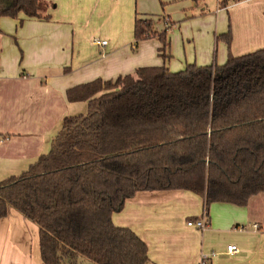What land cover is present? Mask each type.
<instances>
[{
  "label": "trees",
  "instance_id": "1",
  "mask_svg": "<svg viewBox=\"0 0 264 264\" xmlns=\"http://www.w3.org/2000/svg\"><path fill=\"white\" fill-rule=\"evenodd\" d=\"M48 8L44 0H0V17L48 20ZM153 37L168 59L167 30L136 18V42ZM220 37L231 44V31ZM67 97L87 102V113L66 117L49 153L0 182V219L15 209L36 223L45 264H147V243L112 219L141 191L194 192L205 213L264 193V49L179 72L140 67Z\"/></svg>",
  "mask_w": 264,
  "mask_h": 264
},
{
  "label": "crops",
  "instance_id": "2",
  "mask_svg": "<svg viewBox=\"0 0 264 264\" xmlns=\"http://www.w3.org/2000/svg\"><path fill=\"white\" fill-rule=\"evenodd\" d=\"M44 1L48 20L23 13L0 17V182L23 174L49 153L66 117L87 113V102L68 100L69 89L115 80L140 67L164 65L179 72L194 63L223 65L230 53L237 57L264 49V0H240L226 8L216 0V16L200 18L197 29H186L185 38L194 42L191 52L169 66L160 55V40L136 42V18L155 20L166 13L189 18L200 8L206 15L209 1ZM229 31L230 45L220 37ZM203 217L205 230L188 225ZM112 219L147 243V264H204V257L205 264H264V193L246 206L213 203L205 213L203 198L194 192L141 191ZM229 245L237 251H228ZM0 264H45L39 226L15 209L0 219Z\"/></svg>",
  "mask_w": 264,
  "mask_h": 264
},
{
  "label": "rangeland",
  "instance_id": "3",
  "mask_svg": "<svg viewBox=\"0 0 264 264\" xmlns=\"http://www.w3.org/2000/svg\"><path fill=\"white\" fill-rule=\"evenodd\" d=\"M206 1H209V6H211L210 7L211 11H208L206 15L201 14V8H200V13H198L197 16H193L189 18H177L172 13H166L162 15L161 19L159 18L155 20L152 19L155 30H157L158 32L167 30V42L169 44V48H168V55H169L168 59L169 60L167 59L166 61L167 66H169L170 63H176L179 61H183L188 54V50H189V53L191 52L190 51L191 49H189V46L194 42H193L192 37L185 38L184 35H186V29H189V30L197 29L196 28L197 26H195L196 25L195 21L199 20L200 18H204L209 15L216 16V9H217L216 0H206ZM213 4L214 6L212 7ZM188 24H189V27H188ZM183 27L185 31H183L182 29ZM155 38L159 40L158 37H155ZM196 48H197V45L192 50V52H195ZM213 57L216 58L215 60H217V51L215 50L213 51ZM216 62L218 63V61ZM82 261L84 260H78V264H93L92 262L88 260H85L86 262H82Z\"/></svg>",
  "mask_w": 264,
  "mask_h": 264
},
{
  "label": "built area",
  "instance_id": "4",
  "mask_svg": "<svg viewBox=\"0 0 264 264\" xmlns=\"http://www.w3.org/2000/svg\"><path fill=\"white\" fill-rule=\"evenodd\" d=\"M95 43L99 44V45H106L107 41L106 40H101V41L100 40H96ZM188 225L192 226V227H195L197 229H200V230H205L207 228V221H206L205 217H203L202 219L189 220L188 221ZM254 228L258 229L259 226L257 224H255ZM228 251L235 252V251H237V247L235 245H229L228 246ZM207 260H208V257H204L203 258V263L205 264L207 262Z\"/></svg>",
  "mask_w": 264,
  "mask_h": 264
}]
</instances>
